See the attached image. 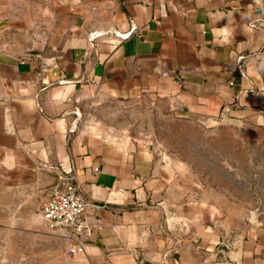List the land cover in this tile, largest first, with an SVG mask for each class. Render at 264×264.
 Here are the masks:
<instances>
[{"label": "crops", "instance_id": "0c3cea01", "mask_svg": "<svg viewBox=\"0 0 264 264\" xmlns=\"http://www.w3.org/2000/svg\"><path fill=\"white\" fill-rule=\"evenodd\" d=\"M142 101L264 128V0H0V172L30 201L70 172L94 228L74 256L50 231V264H264L263 224H223L183 162L100 119Z\"/></svg>", "mask_w": 264, "mask_h": 264}, {"label": "rangeland", "instance_id": "374dc122", "mask_svg": "<svg viewBox=\"0 0 264 264\" xmlns=\"http://www.w3.org/2000/svg\"><path fill=\"white\" fill-rule=\"evenodd\" d=\"M102 113L110 127L183 162L192 193L212 203L223 224L264 225V128L205 125L144 101ZM16 193L0 172V264H50L56 244L41 219V200Z\"/></svg>", "mask_w": 264, "mask_h": 264}, {"label": "built area", "instance_id": "2783aa9c", "mask_svg": "<svg viewBox=\"0 0 264 264\" xmlns=\"http://www.w3.org/2000/svg\"><path fill=\"white\" fill-rule=\"evenodd\" d=\"M86 200L77 192L70 172L56 173L45 190L39 212L45 226L66 242V252L74 256L84 251V245L94 233L86 222Z\"/></svg>", "mask_w": 264, "mask_h": 264}, {"label": "water", "instance_id": "95a60500", "mask_svg": "<svg viewBox=\"0 0 264 264\" xmlns=\"http://www.w3.org/2000/svg\"><path fill=\"white\" fill-rule=\"evenodd\" d=\"M75 125H76V120H75V122H74V124L72 126L73 129L75 128ZM155 264H157V263H155ZM224 264H228V263L225 262Z\"/></svg>", "mask_w": 264, "mask_h": 264}]
</instances>
